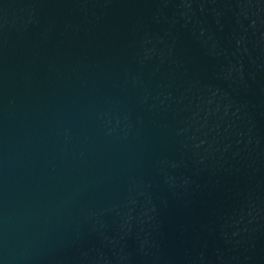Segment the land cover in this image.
<instances>
[{
    "label": "water",
    "instance_id": "obj_1",
    "mask_svg": "<svg viewBox=\"0 0 264 264\" xmlns=\"http://www.w3.org/2000/svg\"><path fill=\"white\" fill-rule=\"evenodd\" d=\"M0 264H264V0H0Z\"/></svg>",
    "mask_w": 264,
    "mask_h": 264
}]
</instances>
